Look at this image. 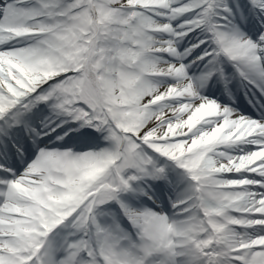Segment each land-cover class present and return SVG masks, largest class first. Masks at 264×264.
Returning <instances> with one entry per match:
<instances>
[{
    "label": "snow or ice",
    "instance_id": "6c2138e0",
    "mask_svg": "<svg viewBox=\"0 0 264 264\" xmlns=\"http://www.w3.org/2000/svg\"><path fill=\"white\" fill-rule=\"evenodd\" d=\"M0 264H264V0H0Z\"/></svg>",
    "mask_w": 264,
    "mask_h": 264
},
{
    "label": "rangeland",
    "instance_id": "374dc122",
    "mask_svg": "<svg viewBox=\"0 0 264 264\" xmlns=\"http://www.w3.org/2000/svg\"><path fill=\"white\" fill-rule=\"evenodd\" d=\"M244 95V94H243ZM252 97L250 96L249 99H251ZM248 100V99H247Z\"/></svg>",
    "mask_w": 264,
    "mask_h": 264
},
{
    "label": "bare ground",
    "instance_id": "6f19581e",
    "mask_svg": "<svg viewBox=\"0 0 264 264\" xmlns=\"http://www.w3.org/2000/svg\"><path fill=\"white\" fill-rule=\"evenodd\" d=\"M251 108H249V110H250ZM244 111V110H243Z\"/></svg>",
    "mask_w": 264,
    "mask_h": 264
}]
</instances>
